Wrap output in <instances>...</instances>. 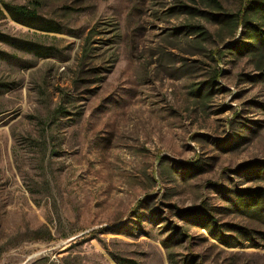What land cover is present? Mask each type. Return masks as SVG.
<instances>
[{"label": "rangeland", "instance_id": "rangeland-1", "mask_svg": "<svg viewBox=\"0 0 264 264\" xmlns=\"http://www.w3.org/2000/svg\"><path fill=\"white\" fill-rule=\"evenodd\" d=\"M243 1L0 0V264H264Z\"/></svg>", "mask_w": 264, "mask_h": 264}, {"label": "trees", "instance_id": "trees-1", "mask_svg": "<svg viewBox=\"0 0 264 264\" xmlns=\"http://www.w3.org/2000/svg\"><path fill=\"white\" fill-rule=\"evenodd\" d=\"M3 7L15 22L25 26L30 27L33 22L40 19L36 8L29 9L25 6H12L9 4H4ZM222 18L225 23L233 26L234 31H237L238 28L243 31L244 38L237 45L242 46L241 49L246 55L257 56V66L264 73V66H261L264 58V0H244L241 9L237 13L224 15ZM256 196L255 194L245 196L247 200L243 205V210L248 211L250 215L256 218L264 220V199ZM212 234L217 237L214 230H212ZM48 237L51 239L50 235ZM40 239L44 238L41 237ZM186 264H191V262Z\"/></svg>", "mask_w": 264, "mask_h": 264}]
</instances>
